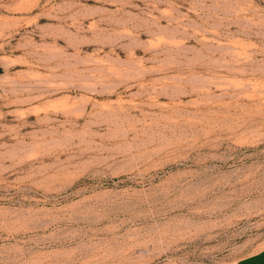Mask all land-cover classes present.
Segmentation results:
<instances>
[{"label": "rangeland", "instance_id": "rangeland-1", "mask_svg": "<svg viewBox=\"0 0 264 264\" xmlns=\"http://www.w3.org/2000/svg\"><path fill=\"white\" fill-rule=\"evenodd\" d=\"M262 247L264 0H0V264Z\"/></svg>", "mask_w": 264, "mask_h": 264}, {"label": "crops", "instance_id": "crops-1", "mask_svg": "<svg viewBox=\"0 0 264 264\" xmlns=\"http://www.w3.org/2000/svg\"><path fill=\"white\" fill-rule=\"evenodd\" d=\"M229 264H264V247L246 254Z\"/></svg>", "mask_w": 264, "mask_h": 264}]
</instances>
